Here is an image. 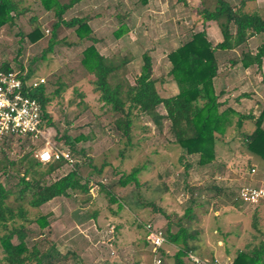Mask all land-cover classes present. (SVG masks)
<instances>
[{"label": "rangeland", "instance_id": "obj_1", "mask_svg": "<svg viewBox=\"0 0 264 264\" xmlns=\"http://www.w3.org/2000/svg\"><path fill=\"white\" fill-rule=\"evenodd\" d=\"M142 1L82 0L64 18L87 17L93 30L92 40L67 48L65 43L77 39L71 30L61 28L59 39L64 43L54 49L53 55H47V60L40 59V55L56 19L40 1L24 10L23 5L18 6V10L25 11L17 19L19 28L17 20L14 25L0 28V64L15 69L25 66L34 76L47 81L46 95L51 100L47 109L56 123L49 130V139L64 146V152L70 150L72 163L52 173L46 181L52 182L74 166L79 168L84 180L90 181L87 195L55 198L38 209L24 205L29 220L51 214V225L43 231L33 221L26 224L34 232L28 245L49 237L58 254L56 264H153L143 225L150 224L164 232L170 221L180 222L189 230L193 238L188 243L196 256L232 263L239 252L250 254L264 245V202L247 206L235 201L240 186L248 184L246 170L255 164L239 139L241 132L253 130L251 122L237 130L234 118L223 137L225 141L217 143L215 161L201 171L185 168L182 150L175 145L167 121L159 129L150 119L134 113L132 142L136 147L127 150L125 139L113 126L116 115L99 103L98 95L93 93L95 77L81 65L82 52L89 46L116 64L127 59L119 73L133 86L143 64L142 54L148 53L153 63V79H160L167 73L170 66L167 63L171 62L175 49L189 41L192 34L204 31L198 11L214 7L210 0ZM225 1L235 9L242 2ZM260 3L258 10L264 16V1ZM33 27L43 34L34 44L18 33L26 35ZM120 28L124 33L116 38L113 33ZM58 82L65 89L55 94ZM159 113L166 114L163 108ZM64 135L77 140L74 153L64 143ZM43 147L44 141L32 144L26 138L0 144V181L6 188L13 189L22 173L19 175L3 161L19 163L28 154L35 159ZM141 167L145 168L138 175L139 187L117 186L121 173L128 174L133 168ZM213 186L223 189V195L213 198L216 194L211 189ZM102 188H109L111 195L120 200L122 209L118 211V204L109 202L110 196ZM8 203L16 205L15 197L11 196ZM160 209L163 215L158 213ZM189 209L191 214L186 218ZM95 211L96 217L91 218ZM74 216H83L85 220L77 222ZM177 228L173 227V232ZM167 250L176 253L173 246ZM164 254L162 264H174L172 257ZM0 264H5L1 250Z\"/></svg>", "mask_w": 264, "mask_h": 264}, {"label": "trees", "instance_id": "obj_2", "mask_svg": "<svg viewBox=\"0 0 264 264\" xmlns=\"http://www.w3.org/2000/svg\"><path fill=\"white\" fill-rule=\"evenodd\" d=\"M81 1L69 0L68 3H60L58 0H40L42 7L51 11L56 19L52 29L48 31L49 39L41 52L40 59L47 60V55L52 54L57 46L60 47L64 43L59 39L61 28L71 30L77 39L72 43H65L67 48L84 40H92L93 30L89 26L87 17L64 18L66 12ZM210 1L214 2L213 9L203 8L198 11V15L203 24L216 23L223 41L213 46L207 40L205 31H202L192 34L189 41L175 49L171 54V68L164 76L171 78L178 88V94L173 97L162 98L159 95L157 88L159 79H153V63L148 53L142 54L143 64L140 74L132 86L119 73L121 67L128 63L127 59L122 60L121 64H116L113 60L110 61L100 55L94 46H89L82 52L81 65L95 77L92 84L93 93L98 95L101 105L109 107L112 114L116 115L113 126L125 139L127 150L136 147L132 142V116L137 113L139 117L150 119L159 129L162 128L163 122L167 121L169 123L168 131L173 136L175 145L182 150L184 158L181 159H185V168L205 169L215 161L217 143L223 140L228 127L236 118L234 126L237 130L243 128L244 122H251L253 125L251 132L239 134L241 145L251 155L264 160V109L257 117L252 114H237L230 108L222 109L223 104L218 102L214 88V79L218 72L216 52L235 49L245 45L250 38L263 34L264 16L258 12H244L243 2L235 9L225 0ZM142 2L145 3L146 0ZM19 3L20 0H0V28L12 24L17 17L25 15V11L16 14ZM123 28H125L124 25ZM32 29L26 35L21 32L19 34L34 44L43 37V34L38 27ZM123 33L124 30L120 28L113 35L120 38ZM241 56L243 67L260 66L264 57V43L258 47L255 55L246 52ZM2 68L10 70L12 67L2 63ZM18 70L21 72L26 70L27 76H33V71L28 70L25 66L20 65ZM46 87L47 81L45 85L30 92V96L37 99L41 107L42 122L40 127L51 129L56 127V123L51 112L47 109L51 100L46 95ZM63 89H65L63 83L58 82L55 94H59ZM160 108L164 109L165 116L159 113ZM62 139L74 153L77 140L66 135L62 136ZM12 140V137L5 138L0 144ZM52 143L57 148L63 149L64 147L54 141ZM67 152L69 153L70 150ZM81 154L84 155L83 151ZM30 156L31 154L25 155L19 163L3 161V164L13 168L19 175L22 174L21 177L18 176V182L13 188L15 191L12 188H6L0 181V250L3 253L5 264H56L58 254L55 252L54 243L49 237H45L41 242H35L29 246V240L33 238L34 232L26 226V224L34 222L40 231H43L51 225L49 222L51 214L39 216L34 221L29 220L24 205L38 209L55 198H70L71 195L80 193L87 195L90 191V181L89 179L84 180L79 168L74 166L70 172L48 183L46 178L64 165H68V162L61 158L53 163L42 165L37 159ZM103 167L97 173L100 174ZM144 168H133L128 174L121 173L117 186L125 188L133 184L139 187L138 175ZM108 189L102 188L110 196L109 202L118 204L119 211L122 209L121 202L111 195V191ZM211 189L216 192L212 196L213 198L223 195V189L215 186ZM11 196H14L17 202L14 206L8 203ZM97 213L93 212L90 217H96ZM158 213L163 215L164 212L160 209ZM190 214L191 210H186L184 217L188 218ZM82 215L84 216V214ZM83 216L74 217L77 222H84ZM166 218L169 219V216ZM179 223L167 221L164 231L166 242L157 250V255L162 260L163 251H165L164 255H169L166 248H170L172 245L176 247V253L170 254L174 264H189L186 255L193 251L190 249L188 240L193 236L189 234L186 227ZM146 226L151 225L144 224V230ZM175 226L178 228L173 232ZM146 244L150 252L147 241ZM150 254L153 255L152 252ZM73 255L75 256V254ZM230 264H264V245L262 244L250 254L239 252Z\"/></svg>", "mask_w": 264, "mask_h": 264}, {"label": "built area", "instance_id": "obj_3", "mask_svg": "<svg viewBox=\"0 0 264 264\" xmlns=\"http://www.w3.org/2000/svg\"><path fill=\"white\" fill-rule=\"evenodd\" d=\"M46 84L44 78L27 76L26 70L21 72L11 68L4 70L0 64V143L5 138L13 140L26 138L28 142L35 144L44 141V147L35 155V159L42 165L53 163L61 158L68 163L72 159L68 152L57 148L49 139L48 128H41V107L37 99L30 96V92ZM248 177L256 175V168L252 166L246 170ZM236 200L247 206H257L264 202V187L250 184L240 186ZM145 240L149 244L153 256V264H162L157 250L166 242L164 232L152 226L145 227ZM189 264H230L228 261L204 260L193 252L186 255Z\"/></svg>", "mask_w": 264, "mask_h": 264}, {"label": "crops", "instance_id": "obj_4", "mask_svg": "<svg viewBox=\"0 0 264 264\" xmlns=\"http://www.w3.org/2000/svg\"><path fill=\"white\" fill-rule=\"evenodd\" d=\"M39 1L40 0H20V3L17 5L16 14L22 12L29 6L38 3ZM258 1L259 0H250V3H244L242 0L244 3L243 11L250 13L258 12L263 16V14H261L258 10V5L264 0H260L259 4ZM80 3H82V1ZM20 5L24 6L23 10L22 8L18 10V6ZM18 18L19 17H17L15 21ZM15 21L12 25H14ZM199 23L203 25L201 29L205 31L207 40L213 46H216L223 41L221 33L215 22H207L203 24L200 21ZM17 26L18 28L20 27L18 20ZM263 43L264 33L250 38L245 45L235 49L226 51L219 50L216 52L215 56L218 62V72L216 78L214 79V88L216 95L218 96V102L223 104L222 109L230 108L237 114H252L255 117H257L264 109V57L260 66L250 65L248 67H243L241 64V55L243 53L250 52L252 55H255L258 47ZM167 64L168 66L170 65L168 67L169 71L171 64L169 62ZM164 76H162L158 81L157 88L159 95L162 98H169L177 95L178 88L175 82L171 78H166ZM160 90L162 91L160 92ZM244 123L249 124L248 122ZM244 127L246 126L244 125ZM251 131L252 130H249V132ZM250 158H252V161L255 164L260 165V169H258V166L255 164L251 165V167L254 166L257 169V172L254 177H247V183L250 185L254 184V186L257 185L258 187H264V160H261L253 155ZM198 170L201 171L202 169ZM173 247L176 249L175 246ZM166 252L170 255L168 250H166Z\"/></svg>", "mask_w": 264, "mask_h": 264}]
</instances>
